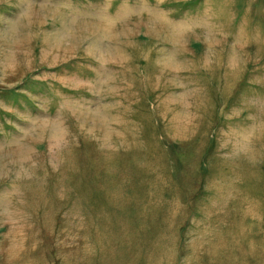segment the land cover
<instances>
[{"label":"rangeland","instance_id":"374dc122","mask_svg":"<svg viewBox=\"0 0 264 264\" xmlns=\"http://www.w3.org/2000/svg\"><path fill=\"white\" fill-rule=\"evenodd\" d=\"M0 264H264V0H0Z\"/></svg>","mask_w":264,"mask_h":264}]
</instances>
